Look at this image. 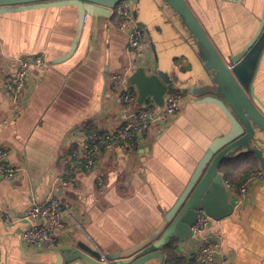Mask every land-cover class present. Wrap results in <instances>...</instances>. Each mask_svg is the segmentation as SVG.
<instances>
[{
  "label": "crops",
  "instance_id": "obj_1",
  "mask_svg": "<svg viewBox=\"0 0 264 264\" xmlns=\"http://www.w3.org/2000/svg\"><path fill=\"white\" fill-rule=\"evenodd\" d=\"M183 1L220 56L243 51L258 29L264 6V0ZM136 22L155 39L157 26L139 13ZM114 23L112 15L94 16L78 27L77 10L72 6L0 15V79L15 73L16 58L43 54L47 63L45 69H28L17 110L0 88V149L6 153V163L16 170L13 181L0 176V220L5 214L13 221L11 225L0 221V264H75L63 258L71 249L86 250L95 260L102 254L110 263H117L119 253L153 236L209 145L230 130L229 121L217 107L196 104L181 93L180 113L168 125H156L151 138L136 136L128 147L104 148L96 154L93 171L77 168L68 172V155L78 150L82 132L87 133L89 127L111 129L125 116L111 87V76L129 60L126 35ZM74 42L72 55L57 63ZM153 43L162 69L171 64V57L180 55L170 48L163 57L162 46ZM153 64L145 36L135 58V71L150 70ZM253 87L264 109V52ZM255 170L260 169L252 156L220 167L230 200L234 196L226 183L238 186ZM60 181L67 185L60 186ZM51 194L71 218L64 215L54 246H27L21 239L30 225L26 211ZM37 223L41 222L33 224ZM208 233L221 239L217 264H264V181L249 185L247 196L231 215L211 219ZM168 247H174L183 264H190L199 244L190 236L174 240L160 250L161 262L152 259L145 264H165Z\"/></svg>",
  "mask_w": 264,
  "mask_h": 264
},
{
  "label": "water",
  "instance_id": "obj_2",
  "mask_svg": "<svg viewBox=\"0 0 264 264\" xmlns=\"http://www.w3.org/2000/svg\"><path fill=\"white\" fill-rule=\"evenodd\" d=\"M121 1L0 0V15L12 11L72 6L77 10L78 27H82L87 17L109 18L112 9ZM134 7L135 20L139 13L150 24L157 26L155 39L148 29L145 33L154 55L152 68H138L129 77V83L137 91V103L142 104L151 98L161 107L165 93L174 90L184 97L193 98L196 104L207 103L217 107L229 121L230 130L209 145L153 236L119 253L115 257L117 263L112 264H145L152 259L161 262L160 250L174 240L188 238L198 212L202 211L214 220L231 215L235 204L233 198L230 200L219 172L221 166L252 156L264 174V109L257 101L253 87L264 52V6L254 37L242 52L225 56L219 55L183 0H136ZM140 26L146 28L143 24ZM153 42L162 46L163 57L171 49L177 50L180 55L173 57L171 64L162 69ZM75 46L74 42L68 53L56 62L67 60ZM253 101L261 106L260 110ZM147 245L149 248L145 253L137 255ZM96 257L99 261L100 254ZM63 258L68 263L100 264L86 250L71 249Z\"/></svg>",
  "mask_w": 264,
  "mask_h": 264
},
{
  "label": "built area",
  "instance_id": "obj_3",
  "mask_svg": "<svg viewBox=\"0 0 264 264\" xmlns=\"http://www.w3.org/2000/svg\"><path fill=\"white\" fill-rule=\"evenodd\" d=\"M132 5L133 0H123L112 9V16L115 17V23L112 26L126 35V53L129 61L121 71L111 76V87L118 95L119 104L123 107L125 116L111 129L82 132L84 137L78 150L68 155L70 161L68 172H73L77 168L93 171L96 166V154L100 150L128 147L136 136L149 139L153 136L156 125H168L181 111L183 98L181 93L174 90L165 93L161 107L151 98L146 99L141 105L136 103L137 93L134 86L128 82L130 75L135 71V58L142 51L145 33L133 17ZM14 61L15 73L4 74L0 79V88L13 102L14 110H17L19 108L17 99L26 89L28 69L31 66L45 69L47 63L43 54L19 57ZM0 176L8 181L16 178V170L6 163V153L2 149H0ZM254 181H264V174L261 170L249 172L238 186L226 183V186L232 190L235 205L244 201L248 187ZM96 182L97 186H102L100 177H97ZM66 185L67 181H60V186ZM64 215L71 218L69 214L66 215L64 205L55 194H51L44 203L33 202L25 214V219L30 225L22 232V242L30 247L54 246L55 233L62 229ZM0 221L6 225L13 223L11 217L5 214H2ZM35 221L41 223L33 224ZM210 222L211 218L200 211L190 227V237L199 244L190 264H217L221 239L208 233ZM99 263L112 264L102 254H100Z\"/></svg>",
  "mask_w": 264,
  "mask_h": 264
},
{
  "label": "trees",
  "instance_id": "obj_4",
  "mask_svg": "<svg viewBox=\"0 0 264 264\" xmlns=\"http://www.w3.org/2000/svg\"><path fill=\"white\" fill-rule=\"evenodd\" d=\"M94 130L95 129H93L92 127H89V129H88L87 132H91V131H94ZM167 253H168V255H167L165 264H169V263H173V264H183V262L181 260L177 259V257H176V250L174 249V247H168Z\"/></svg>",
  "mask_w": 264,
  "mask_h": 264
},
{
  "label": "rangeland",
  "instance_id": "obj_5",
  "mask_svg": "<svg viewBox=\"0 0 264 264\" xmlns=\"http://www.w3.org/2000/svg\"><path fill=\"white\" fill-rule=\"evenodd\" d=\"M173 57H175V56H173ZM173 57H171L170 59H173Z\"/></svg>",
  "mask_w": 264,
  "mask_h": 264
}]
</instances>
